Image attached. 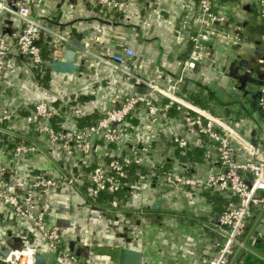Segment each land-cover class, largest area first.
Wrapping results in <instances>:
<instances>
[{"label":"crops","instance_id":"obj_1","mask_svg":"<svg viewBox=\"0 0 264 264\" xmlns=\"http://www.w3.org/2000/svg\"><path fill=\"white\" fill-rule=\"evenodd\" d=\"M44 4L39 12L42 18L99 54L131 49L134 55L127 61L128 68L141 76L157 78L163 86L178 78L189 49L188 35L198 25L195 13L198 0H142L127 3L122 11L113 14L90 0H45ZM222 12L238 15L249 40L259 39L264 31V24L255 23L251 13L235 4L222 8ZM207 49L208 62L201 64L197 71L187 72L179 88L186 85V89L197 91L201 98L212 102L202 108L225 119L229 125L239 121L240 134L264 152V118L258 107L264 76H259L257 65L249 60L248 66H231L236 53L229 45L212 41L207 43ZM76 63L78 68L71 73H46L41 84L30 65L14 56L0 81V113L9 109L28 114L26 104L39 97L52 100L61 114L72 97L96 110L107 104V95L142 90L133 80L94 58L81 54ZM59 121H65V117ZM170 121L171 130L195 146L188 160L181 161L175 145L166 140L163 122L157 124L151 140L149 130L141 125L137 115L122 125L124 138L118 151L128 152L130 147L139 149L149 143L154 161L166 160L170 163L168 169L181 172L184 168L191 176L205 178L216 166V156L206 157V148L197 147L202 137L197 132L184 130L178 112H170ZM230 142L238 160L253 159V154L242 144L232 138ZM43 147V154L36 153L15 167L10 166L14 178L7 184L10 190L22 192L27 183L23 174L63 175L66 169L59 163V157L50 153L45 144ZM104 148L113 149L112 146ZM105 151L96 153L104 156ZM78 172L74 169L71 174L84 175ZM80 178L76 177L75 185L63 186L49 197L50 223L59 226L69 244L75 243V248L108 241L140 251L142 264H207L209 257L216 253L220 237L213 230V224L229 197L215 200L209 195L215 192L208 188L178 193L148 174L143 179L129 178L122 203L100 200L93 205ZM256 214L257 210L251 221L249 250L239 254L232 264H264V212ZM9 222L0 210L1 250L3 243L8 245L7 241L16 236L29 241L37 251L52 255L37 231L24 223ZM94 260L97 264H112L96 255Z\"/></svg>","mask_w":264,"mask_h":264},{"label":"built area","instance_id":"obj_2","mask_svg":"<svg viewBox=\"0 0 264 264\" xmlns=\"http://www.w3.org/2000/svg\"><path fill=\"white\" fill-rule=\"evenodd\" d=\"M90 1L113 14L122 11L127 3L142 0ZM44 2L0 0V81L7 74L8 63L14 56L36 69V76L43 77L51 72L48 59L59 58L63 45L72 44L71 34L40 16ZM230 4L251 13L255 23L264 24V0H198L195 10L198 25L188 35L189 49L180 74L166 86L161 85L155 77L141 76L128 68L127 61L134 55L131 49L99 54L86 46L81 49V54L119 71L141 86L142 90L133 94L107 95V104L96 110L76 97L68 99L63 114L47 97H39L26 104L28 114L2 110L0 136L9 137L12 145L0 144V210L7 215L9 223H24L37 231L61 264H97L95 255L90 251L82 255L70 251L63 231L49 221V197L63 186L76 184V177L71 174L74 168L80 173L84 172L87 177L85 191L90 204L96 205V198L102 192L111 193L117 199L116 195L128 185L130 168L138 166L145 168V173L137 172L139 179L152 175L178 193L186 189L208 188L230 197L225 208L215 216L213 230L220 241L216 253L209 257L207 264H232L241 251L249 250L253 212L257 210L260 215L264 212V152L240 134L237 130L239 121L234 120L229 125L225 119L191 102L178 91L187 72L197 71L201 64L208 62L210 52L207 43L212 41L231 46L236 55L244 53L248 57L254 56L256 62L253 63L259 71L264 72V31L259 39L249 40L244 22L238 21V15L222 12V8ZM46 38L50 44L47 56L41 45V40ZM260 91L258 107L264 118V84ZM172 110L179 113L186 132H197L202 137L197 147L206 148L205 156H216L217 164L205 178L191 176L184 168L181 172L165 168L159 160L152 158L149 143L139 149L130 147L124 153L117 149L124 138L122 125L137 115L141 125L149 130L151 140L157 124L163 122L166 140L175 145L179 154L185 155L195 146L171 130ZM62 116L65 121L60 122ZM230 138L246 147L253 154V159L238 160ZM41 143L59 157L61 165L67 164V169L59 177L49 176L47 172L23 174L27 183L22 192H13L7 185L14 181L10 166L15 167L36 153L43 154ZM107 146L113 149L104 148ZM104 149L105 155L98 156L96 151ZM84 167H89V170L85 171ZM97 210L103 211L101 208ZM21 240L27 251L10 248L8 254L0 256V259L8 264H32L31 252L36 249L29 241Z\"/></svg>","mask_w":264,"mask_h":264},{"label":"water","instance_id":"obj_3","mask_svg":"<svg viewBox=\"0 0 264 264\" xmlns=\"http://www.w3.org/2000/svg\"><path fill=\"white\" fill-rule=\"evenodd\" d=\"M70 41L72 42V44L63 45L61 56L59 58L51 57L48 59V64L51 72L71 73L78 68L76 58L77 56L81 55V49L85 48L86 44L81 42L74 36H70ZM243 55L244 53L237 54L236 58L233 60V62H231V66H233L234 64L240 66H248V60L244 58ZM7 244L8 245H6V243H3L2 250L0 252L1 257H5L8 254L10 248H23V250L27 251V248L24 247V242L19 237L12 236L7 241ZM69 249L76 255H82L90 251L96 256L108 259L112 264L143 263L142 254L140 251L126 246L108 243V241L94 243L92 245H85L81 246L80 248H75V243H70ZM243 251H241L240 254H242ZM31 257L32 264H61L53 255H49L37 250L31 252ZM0 264L8 263L0 259Z\"/></svg>","mask_w":264,"mask_h":264},{"label":"trees","instance_id":"obj_4","mask_svg":"<svg viewBox=\"0 0 264 264\" xmlns=\"http://www.w3.org/2000/svg\"><path fill=\"white\" fill-rule=\"evenodd\" d=\"M47 38L46 39H42L41 40V45H42V50H43V53L44 55H48L49 54V48H50V44L46 42ZM45 49V51H44ZM32 70L34 72H36V69L32 68ZM259 76H264V72H261L259 71ZM35 75V74H34ZM36 76V75H35ZM36 78L39 80V82H41L42 84L44 83V76L43 77H38L36 76ZM192 90V89H191ZM189 89H186V85H183L182 87L179 88V93H181V95H183V97H185L186 99L190 100L191 102L199 105L200 107H204L208 104L209 102V105L212 103L210 102L209 100L207 99H204V98H201L200 97V94L197 92V91H191ZM88 120H86L87 122ZM84 122V123H86ZM90 121H88L89 123ZM83 123V122H82ZM81 123V124H82ZM0 144H4V145H9L11 146L12 143H11V139L9 137H3V136H0ZM191 152H192V149H189L186 151V154L185 155H182V154H178V157L180 158L181 161L183 160H188V157L191 156ZM160 162L164 165L165 168H168V166H170V163L166 160H160ZM62 165L64 166V169H67V164H64L62 163ZM85 171H88L89 170V167H84ZM141 172V173H145V168L144 167H138V166H133L130 168L129 170V177H128V181L130 180L129 178L131 177H136L138 176V173L137 172ZM84 174V173H83ZM79 176L82 178V181H83V187H87V181H86V175H78L76 177L79 178ZM80 178V179H81ZM126 188L123 189V191H121L120 193H118L116 196H117V199H114L113 195L111 193H107V192H102L99 194V196L96 198V203L100 200H106V201H112V202H118V203H122L123 200H124V196H125V193L124 191ZM218 193L215 192L213 194L209 193V195L211 197H213V199H217L218 201L221 200L222 198L224 197H228V196H223V195H217ZM230 198V197H229ZM225 199V198H224ZM226 200V199H225ZM122 201V202H120ZM110 202V203H112Z\"/></svg>","mask_w":264,"mask_h":264},{"label":"flooded vegetation","instance_id":"obj_5","mask_svg":"<svg viewBox=\"0 0 264 264\" xmlns=\"http://www.w3.org/2000/svg\"><path fill=\"white\" fill-rule=\"evenodd\" d=\"M249 56H250V57H248V54H245L243 57L246 58V59H247V57L250 58V59H249L250 63H251L252 65H254V63L256 62L254 56H252V55H249ZM247 60H248V59H247ZM253 62H254V63H253Z\"/></svg>","mask_w":264,"mask_h":264},{"label":"rangeland","instance_id":"obj_6","mask_svg":"<svg viewBox=\"0 0 264 264\" xmlns=\"http://www.w3.org/2000/svg\"><path fill=\"white\" fill-rule=\"evenodd\" d=\"M256 69L258 70V68L256 67ZM22 262H24V261H22Z\"/></svg>","mask_w":264,"mask_h":264}]
</instances>
